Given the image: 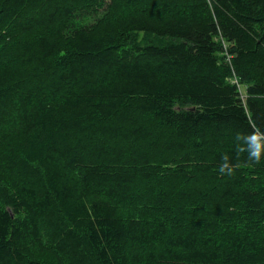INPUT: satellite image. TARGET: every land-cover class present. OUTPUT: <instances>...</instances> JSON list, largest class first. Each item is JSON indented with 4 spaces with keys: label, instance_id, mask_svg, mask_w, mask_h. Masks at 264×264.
<instances>
[{
    "label": "trees",
    "instance_id": "16d2710c",
    "mask_svg": "<svg viewBox=\"0 0 264 264\" xmlns=\"http://www.w3.org/2000/svg\"><path fill=\"white\" fill-rule=\"evenodd\" d=\"M0 264H264V0H0Z\"/></svg>",
    "mask_w": 264,
    "mask_h": 264
}]
</instances>
